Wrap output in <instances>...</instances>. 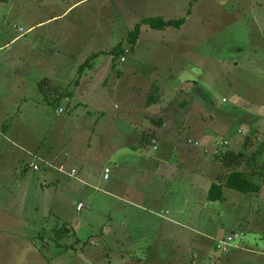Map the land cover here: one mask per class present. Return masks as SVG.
Listing matches in <instances>:
<instances>
[{"label": "rangeland", "instance_id": "obj_1", "mask_svg": "<svg viewBox=\"0 0 264 264\" xmlns=\"http://www.w3.org/2000/svg\"><path fill=\"white\" fill-rule=\"evenodd\" d=\"M62 1L0 3V264H264V178L258 194L224 188L223 202H208L211 182L229 168L200 148L172 151L196 139L207 149L227 141L223 152L257 153L264 0H90L29 30L59 15ZM138 15L185 20L162 30L143 23L132 46ZM116 47L122 54L110 53ZM56 88L69 98L57 100ZM151 94L158 102L146 112L165 117L157 150L139 146L127 111ZM176 115L182 127L167 131ZM140 154L161 161L151 185L135 191L148 198L131 206L120 196L125 183L150 176ZM240 161L246 170L255 164ZM71 165L81 167L76 177ZM233 233L242 234L234 246L217 250Z\"/></svg>", "mask_w": 264, "mask_h": 264}, {"label": "trees", "instance_id": "obj_2", "mask_svg": "<svg viewBox=\"0 0 264 264\" xmlns=\"http://www.w3.org/2000/svg\"><path fill=\"white\" fill-rule=\"evenodd\" d=\"M5 0H0V3L3 2ZM184 18H179L177 20H164L161 17H148V18H144L140 21V23H137L134 28L128 33V42L130 45L134 46L136 43V40L139 36L140 33V25L143 23H146L149 25V27H151L152 29L155 30H160V29H165L166 27H180L183 22H184ZM123 50L122 49H118L113 48L110 53L117 55V54H122ZM118 56V55H117ZM96 57H98V53L97 54H93L91 55L89 58H87L78 68V73L79 75L83 73V69L86 68L87 66H89V64L93 61V59H95ZM78 84V80L75 81V84ZM158 88H154L153 92L155 93V91ZM55 92H57L58 95V99L60 101L61 99H67L69 98L71 92L68 91L67 89H64L63 91H59L58 88H56V90H54ZM147 99V106L151 103H157V101L155 100V96L151 94V97L149 98V96L146 98ZM181 106V104H180ZM153 123H155V125H157L159 122H162V118H158L157 120H153ZM161 125V124H158ZM252 134V133H251ZM154 135L152 133H143L142 135V143L141 145L146 144L147 142H149V140L151 139V137H153ZM263 137H264V133H263ZM188 144V143H187ZM190 145V144H188ZM192 147H194L193 145H191ZM194 148H200L201 149V154L206 155L208 157H210V159L212 161H218L220 160L222 164H224L226 168H229V172L226 174L225 178L222 179L219 176H217V179L212 181L208 191L206 193V200L208 202H223L225 200V196H224V188H228L231 190H234L240 194L243 195H254V194H258L261 187L260 184L256 182V180H263L264 178V163H260L259 165H256L257 162V158L259 156L262 155L263 151H264V139L261 142V144L259 145L258 151L257 153L251 154V155H247L245 154L244 151H240L238 153H235L233 151H225L223 152V148L218 149V152L216 155L212 154L208 149L206 148H201V147H194ZM248 159L247 162L249 161H254L255 164L254 166H249V170H246L243 168V164L241 163L240 160H242L243 158ZM246 162V163H247ZM248 166V165H247ZM216 247V244H215ZM132 264H136V263H132Z\"/></svg>", "mask_w": 264, "mask_h": 264}, {"label": "crops", "instance_id": "obj_3", "mask_svg": "<svg viewBox=\"0 0 264 264\" xmlns=\"http://www.w3.org/2000/svg\"><path fill=\"white\" fill-rule=\"evenodd\" d=\"M89 2L90 0H66V1H62V4L63 5H65V8H64V10H62V12H60V14L59 15H57V16H53V17H49L48 19H47V17L46 18H41V19H39V20H35L34 22H32L31 23V25H30V28H29V30L31 29V30H34V29H36L38 26H40V25H43L44 23H46L47 21H49L50 19H53V18H56V17H61V16H63V15H65V13H67L68 11H70L71 9H73V8H75L76 6H78V4H80V3H82V2ZM42 5H43V3H39V4H37V5H35V7L37 6L38 7V9H40V10H42ZM35 7H33L32 9H31V12H32V15L34 16V14H35V12H34V10H35ZM170 9H172V8H169V10ZM142 17H145V16H143V15H138V17L137 18H142ZM154 17H159V16H154ZM143 19V18H142ZM164 19V18H163ZM141 20V19H140ZM164 20H170V19H164ZM183 25V24H182ZM181 25V26H182ZM180 26V27H181ZM160 30H162V29H160ZM24 31V30H23ZM28 31V30H27ZM99 53V52H98ZM97 54V53H96ZM84 62V61H83ZM82 64V63H81ZM80 64V65H81ZM79 68V67H78ZM79 81V80H78ZM137 85V84H136ZM136 85L134 86V88H136ZM138 97V96H137ZM67 100V99H66ZM132 104L131 105H129V107L127 108V111H128V117H130L131 118V123H132V125H133V128H130V129H132V130H134V134L136 135V137H137V139H138V144H139V146L140 147H143L144 149H145V144L144 145H141V143H142V135H143V133H152L154 136L153 137H151V139L149 140V142H147L146 143V145L148 144V145H151L152 146V148L154 149V150H157L158 149V143H159V139H161V133L164 131V129H165V120H164V118L165 117H161V116H157L156 115V113L154 112V111H152V110H149V111H147L146 112V107H147V104H146V102H147V99L145 98L144 100H140V102L139 103H137V102H135V101H133L132 100ZM171 117V120H172V116H170ZM183 116L181 115V116H178V115H176V116H174L173 118L175 119V120H172L175 124H174V126L173 127H171V126H168L167 125V131L168 130H175V131H178V130H180V126L182 127V123H183V118H182ZM158 118H162V122L160 123H158V124H161V125H155V123H153L152 121L153 120H157ZM101 121V120H100ZM144 123H147V125H145ZM98 125H99V120L96 122V124H95V127H98ZM135 127V128H134ZM264 133V132H263ZM190 139H192V138H190ZM162 140V139H161ZM193 140H196V139H193ZM186 143H187V141H186ZM260 144H261V142H260ZM259 144V145H260ZM156 146V147H155ZM190 149H192V153H190ZM196 148H194V147H192L191 145H186L185 143H184V147L183 148H181V149H173L172 151H178L179 153H183V154H185V155H188V156H192L195 152H194V150H195ZM74 154V153H73ZM120 156H118V158H119ZM139 157H142V155L140 154L139 155ZM75 158H82V153H80V151H79V153H77L76 154V156H75ZM65 160V159H64ZM83 160V159H82ZM142 167H141V172L143 171V169L142 168H144V169H146V171L147 172H150V176L149 177H147L146 179H142L143 177H144V174H143V172H142V174H141V176L140 177H136V178H140V179H137V184L134 186V187H132V185H129V183L128 184H126L125 183V190H124V193L123 194H121L120 196H122V197H129V201L130 202H127V203H129L131 206H136V203H135V199H137V198H140L141 200H144L145 198H148L146 195H145V193H143L141 196H139L137 193H135V191L136 190H139V185H140V183H143V181L144 182H148V184H149V186L151 185V180H150V177H152L153 178V173H156L157 172V163H155L156 162V160H160L161 161V159H159V157H142ZM146 163H147V165H146ZM35 164V163H34ZM37 165V164H36ZM83 166L85 165V164H82ZM60 166H62V167H65L66 168V166H67V164L66 163H59L57 166H56V170H57V172H59L60 173V171L58 170V168L60 167ZM145 166V167H144ZM70 168V170L71 169H75L76 170V173L78 174V172H79V168H81L80 166H77V165H71V166H69ZM114 169H118V168H120V164H114V167H113ZM69 170V171H70ZM104 170V171H103ZM107 171V174H108V177L105 179L104 178V174H105V172ZM64 172V171H63ZM102 172H103V180H105V181H109L110 180V175H111V169H110V167L109 166H104L103 167V169H102ZM76 173H75V175H76ZM69 174V173H68ZM70 176V177H76V176ZM156 175V174H155ZM78 181L80 182V183H84V181H82L81 179H78ZM85 184H89V183H85ZM109 195H111V196H113V197H115V194L113 193V192H109ZM128 199V198H127ZM147 200H149L150 202H156L157 201V199H147ZM78 203H83V202H78ZM77 203V204H78ZM84 204V203H83ZM85 205V204H84ZM138 208V207H137ZM132 263V262H131ZM134 263V262H133Z\"/></svg>", "mask_w": 264, "mask_h": 264}, {"label": "built area", "instance_id": "obj_4", "mask_svg": "<svg viewBox=\"0 0 264 264\" xmlns=\"http://www.w3.org/2000/svg\"><path fill=\"white\" fill-rule=\"evenodd\" d=\"M19 31L20 32H23V29L22 28H19ZM188 144L193 145L194 147H201V148H203V145L201 144V142H199L197 140H188ZM227 144H228L227 141H221V142L216 141L212 145V147L209 148L208 150L212 154L216 155L217 152H218V149L225 147ZM204 148H206V147H204ZM29 168H31L33 171H38L39 170L38 165H36L34 163H30L29 164ZM58 170L60 172H63L64 171V167L60 166L58 168ZM75 173H76V170L75 169H71L69 171V174L68 175L69 176H74ZM107 177H108V174H107V171H106L105 174H104V178L106 179ZM84 208H85V205L83 203H78L76 205V210H78V211L83 210ZM230 235L231 236L225 237L222 240L218 241V244L216 245V249L217 250H219V251L222 250V251L225 252L228 248H230L231 246H234V245H232L233 241L240 239V237H241L242 234L233 233V234H230Z\"/></svg>", "mask_w": 264, "mask_h": 264}]
</instances>
